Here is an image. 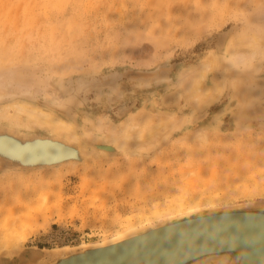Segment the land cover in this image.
I'll list each match as a JSON object with an SVG mask.
<instances>
[{"label":"rangeland","instance_id":"rangeland-1","mask_svg":"<svg viewBox=\"0 0 264 264\" xmlns=\"http://www.w3.org/2000/svg\"><path fill=\"white\" fill-rule=\"evenodd\" d=\"M249 31L264 34V0H0V82L11 96L0 105L43 99L69 116L90 151L22 164L5 156V140L14 135L9 120H0V220L25 208L39 211L38 231L22 248L99 241L113 233L118 216H151L156 207L184 200L216 207L264 200V99L243 109L236 129L234 114L222 111L234 76L228 74L217 100L196 111L177 85L208 57L219 58L225 70L233 41ZM255 63L256 71L264 69V58ZM232 68L244 81L247 66ZM217 75L220 82V71L207 79ZM51 91L59 92L62 106L45 99ZM140 108L186 113L188 121L143 151L108 140L105 127L85 133L83 113L121 132ZM213 117L218 129L204 138L190 134ZM76 234L84 240L60 244L59 237ZM16 250L1 251L0 264H14L9 257Z\"/></svg>","mask_w":264,"mask_h":264},{"label":"bare ground","instance_id":"bare-ground-1","mask_svg":"<svg viewBox=\"0 0 264 264\" xmlns=\"http://www.w3.org/2000/svg\"><path fill=\"white\" fill-rule=\"evenodd\" d=\"M226 58L229 64L223 71L219 65V58L216 57L215 59L212 56L192 69H188L189 71L185 75L183 73L182 78H180L182 75L180 74V79H178V81L181 80L180 84H177V81L175 82H177L176 84L183 90L182 94H184L186 100L191 104L193 110L196 111L199 110V107L211 101L214 102L215 99L217 100V98L220 97L221 90L224 88V82L227 83L231 81L227 80L228 74L234 76L231 81L233 94L230 98V104L222 111H224V113L228 111L234 114L233 123L236 129H240L241 125L239 119L242 116L243 109H245V111L251 110L257 107V104L264 99V69L256 71L257 67L255 66L256 61L264 58V34H261L259 31H249L243 37H236L232 43L230 55L226 56ZM237 65L247 66V71L242 74L245 75L244 81L237 78L240 75H238L233 68V70L228 71L229 67H236ZM214 70L224 73V78H221L220 82L217 81L219 80L218 75V79L215 81L207 79L208 72ZM11 78L12 77H10V80ZM4 83L0 84V103L2 104H4L3 102H9V97H11L6 95V93H4L5 91H2L7 85L6 83L4 86ZM45 96L50 97L51 99L48 97L45 99L55 105L57 103L61 105V103L64 102L58 91H51L48 95L45 93ZM12 98H16V96ZM170 99H174V97L171 96ZM41 100L37 99L36 102L33 101L34 103H32L25 99H18L12 100L5 105H0V120H9L8 122L12 124V127L7 128L10 134L17 137L15 138L13 136L12 139L5 140V144L3 145L5 156L18 157L22 164L36 163L38 162L36 160L46 156H48V158H55L62 155H65L63 157H67L72 154L73 150L76 156L79 155L84 157L87 153L84 152L85 149L87 150V145L79 133L77 126L62 109L56 106L53 107ZM10 109H12V111ZM83 114L85 115V120L83 118V120H81L85 121V123L83 122L84 130H86L85 133L93 131L96 135L97 131H101V128L105 127L107 132L105 135L108 140L114 143L116 142L121 146H126L129 149L134 146L135 150L139 151L152 148L159 140L158 135L162 134L163 131H166L164 134H170L174 130L181 129L188 121L186 113H155L146 112L144 109L140 108L137 112L132 113L129 116L130 118L128 117L130 119L129 124L124 125L120 130L121 132H118L119 129L117 130L115 125H111L110 123L106 125L104 123L105 126H99L100 123L98 120L92 119V117L95 118V116L87 118V115L85 113ZM94 120H96L98 124L96 122L95 124ZM208 125L207 127L199 126L198 128H193L190 134L198 138H204L209 130L219 128L220 121L213 117ZM23 129L27 130L29 133L35 129H40L45 131L46 135H28L27 133H22ZM167 130L171 131L168 132ZM91 133L88 135H91V137L95 136ZM42 138L46 139L47 143L44 142ZM88 152V154H90V151ZM7 161H9V159ZM2 163L0 164L1 167L4 164ZM9 163H13V161H9ZM208 202L210 201L200 202L196 199L195 201L184 200L180 205H175V207L172 205L166 207V210L156 207L150 212L151 216H146V214H143L145 215L143 216L140 213L135 216H118L116 217L118 222L114 225L115 227H113V233L99 241L84 242L79 246H62L53 249L43 248L41 249L42 256H39L37 252L29 253L26 251L23 253V257L31 262L44 261L45 263L53 262L54 264L60 259L68 258L87 250L102 248L125 241L143 234V232L145 233L148 231L146 229L151 230L161 227L167 220L182 218L205 208L216 207V205ZM166 212L168 215L165 216ZM38 213L39 211L36 207L34 209L25 208L23 211L17 212L14 218L8 216L0 220V252L6 250L12 251L25 246V242L28 238L38 231ZM151 217L157 218V224H153V222L150 221Z\"/></svg>","mask_w":264,"mask_h":264},{"label":"water","instance_id":"water-1","mask_svg":"<svg viewBox=\"0 0 264 264\" xmlns=\"http://www.w3.org/2000/svg\"><path fill=\"white\" fill-rule=\"evenodd\" d=\"M36 161L52 163L56 158ZM146 230L54 264H264V200L205 208ZM41 249L20 248L9 258L14 264H53L23 257L26 251L42 256Z\"/></svg>","mask_w":264,"mask_h":264},{"label":"built area","instance_id":"built-area-1","mask_svg":"<svg viewBox=\"0 0 264 264\" xmlns=\"http://www.w3.org/2000/svg\"><path fill=\"white\" fill-rule=\"evenodd\" d=\"M62 242H60V244H63V243H69V244H72V243H75V241L77 240H80V242H82L84 240V236H81L79 234H76V235H71V236H67L65 238H61L59 237ZM59 238H56V240L54 241L55 244H58L59 242Z\"/></svg>","mask_w":264,"mask_h":264}]
</instances>
